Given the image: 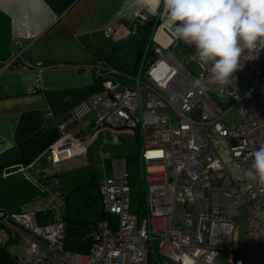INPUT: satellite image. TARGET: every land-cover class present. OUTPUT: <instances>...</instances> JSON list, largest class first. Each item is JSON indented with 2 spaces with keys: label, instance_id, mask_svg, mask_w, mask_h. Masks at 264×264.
<instances>
[{
  "label": "built area",
  "instance_id": "1",
  "mask_svg": "<svg viewBox=\"0 0 264 264\" xmlns=\"http://www.w3.org/2000/svg\"><path fill=\"white\" fill-rule=\"evenodd\" d=\"M150 19L145 10H133L122 17L127 29L118 31L113 22L102 33L127 37ZM171 41L181 43L191 57L195 54L194 46L172 33ZM21 52L15 50L4 65L39 68ZM91 69L102 89L75 104L58 122V136L43 151L50 161L44 176H28L24 166H18L39 195L0 216L2 232L17 233L26 244L17 263L152 264V243L160 252L155 264H264V185L243 175L253 151L264 144V50L245 53L231 83L212 85L207 92L192 87L195 78H207L206 69L192 73L169 48L133 75L102 59L94 60ZM118 74L135 84H124ZM38 86L33 81L30 89ZM230 109L236 111V123L223 120ZM91 110L94 117L84 118ZM75 123L85 129L84 137L98 131V188L102 206L112 216L94 223L85 252L64 246L60 173L85 161L88 153L83 136L68 129ZM124 127L136 128L141 138L140 177L147 185V214L141 219L130 207L125 156L105 149L122 143L117 130ZM241 206L246 208V238L243 255L235 257L230 251Z\"/></svg>",
  "mask_w": 264,
  "mask_h": 264
},
{
  "label": "crops",
  "instance_id": "2",
  "mask_svg": "<svg viewBox=\"0 0 264 264\" xmlns=\"http://www.w3.org/2000/svg\"><path fill=\"white\" fill-rule=\"evenodd\" d=\"M150 7L149 0H0V139L9 144L0 150L5 183L18 175L29 182L32 196L39 195L18 166L23 165L28 176H44L50 161L44 165L41 155L58 136L59 120L75 104L102 89L92 62L102 59L118 68L110 59L117 58L114 50L122 38L105 37L103 28L117 22L118 31L127 29L122 17L133 10H145L154 18ZM162 12L151 41L161 51L171 40ZM15 50H22L24 60L39 68L4 65ZM151 51L157 55L150 45ZM33 81L39 86L31 90ZM94 114L91 110L85 118L92 119ZM68 129L85 140L80 124H71ZM91 174L95 173L85 161L64 169L60 173L64 193ZM26 201L14 211L0 203V216L18 211ZM25 250L26 244L17 233L8 236L0 228V264H18L17 257Z\"/></svg>",
  "mask_w": 264,
  "mask_h": 264
},
{
  "label": "clouds",
  "instance_id": "3",
  "mask_svg": "<svg viewBox=\"0 0 264 264\" xmlns=\"http://www.w3.org/2000/svg\"><path fill=\"white\" fill-rule=\"evenodd\" d=\"M156 15L161 6L169 31L194 46L191 60L208 75L195 78L192 87L207 92L212 85L225 86L241 68V59L264 50V0H149ZM244 177L264 185V144L252 153ZM249 188L252 184L247 185Z\"/></svg>",
  "mask_w": 264,
  "mask_h": 264
},
{
  "label": "rangeland",
  "instance_id": "4",
  "mask_svg": "<svg viewBox=\"0 0 264 264\" xmlns=\"http://www.w3.org/2000/svg\"><path fill=\"white\" fill-rule=\"evenodd\" d=\"M124 38L126 39V37H123L122 39ZM127 47H129L127 42L123 44L121 47L116 46L114 53L117 57L116 58L117 60H115V63L117 65L125 66V68H120V69L127 74L133 75L135 73L131 71L132 69V65L130 63L131 57L130 54L128 53ZM151 48L152 49L155 48L157 55H159L161 51V47L157 48L155 46V43L152 42ZM164 48H169L177 57L182 59L185 65L187 66V68L192 73L197 74L200 71L199 65L191 60V55L186 51L185 47L181 43L179 42L172 43L171 40H168V42L164 44ZM151 59L153 58H151V56L147 54L143 64L144 68L147 66V64ZM143 70L141 73L142 77H144L145 75ZM116 77L124 84L127 85L135 84L134 79H131L124 75L118 74ZM157 110H161V109L157 108ZM223 120L226 123H230V122L236 123L237 122L236 111L234 109H230L227 112V114L224 116ZM117 131L119 132V136L120 139L122 140V143L117 146L107 145L105 146V149L111 151L113 154H119L125 156L127 171L129 173L130 207L131 210L134 211L141 219L144 215L147 214V210L145 203V188L140 177L139 149L141 145V138H140L139 130L133 127H124L118 129ZM84 142L88 146V157L85 159V165H87V168H90L91 171L95 173L97 177L100 178L102 172H101V164L99 161V156L97 153L99 147L98 131H95L93 134L86 136ZM41 161L44 165H46L45 164L46 161L49 162L47 152H42ZM47 165L45 167L49 166ZM107 169L109 170L108 164H107ZM79 172H83V171L79 170ZM2 175H3V170L0 167V203H5L6 209L14 211L23 201L37 197V196H32L33 194L30 193V187H29L30 185L29 182L26 181V179H23L22 177H19L17 175L12 178H8L7 182L5 183V179L2 178ZM23 176H25V174H23ZM27 180L29 179L27 178ZM177 206H180V204L177 203ZM234 226L235 227L232 235V250L230 252L235 257H241L243 255V250L245 246L246 226H247L245 206H241L239 214L234 217ZM226 258H227L226 255L223 256L221 258V261H225ZM149 261L152 264H155L156 262L151 252L149 253Z\"/></svg>",
  "mask_w": 264,
  "mask_h": 264
},
{
  "label": "trees",
  "instance_id": "5",
  "mask_svg": "<svg viewBox=\"0 0 264 264\" xmlns=\"http://www.w3.org/2000/svg\"><path fill=\"white\" fill-rule=\"evenodd\" d=\"M154 20L155 17L143 24H139L134 34L127 36L126 39L119 40L117 44L118 47H121L126 42L129 45L127 49L131 57L130 63L133 73H137L138 71L139 63L151 33ZM115 60H117L115 57L110 59L118 68H125L123 65H117ZM64 196V246L74 251L85 252L91 241L92 226L94 223L103 218L112 220V216L106 213L102 206L97 175L91 174L84 182L65 191Z\"/></svg>",
  "mask_w": 264,
  "mask_h": 264
},
{
  "label": "water",
  "instance_id": "6",
  "mask_svg": "<svg viewBox=\"0 0 264 264\" xmlns=\"http://www.w3.org/2000/svg\"><path fill=\"white\" fill-rule=\"evenodd\" d=\"M161 12H162V6H161L159 12H158V13L156 14V16H155V20H154V23H153V25H152L151 33H150V35H149L148 41H147V43H146V46H145V48H144V51H143V54H142V57H141V60H140V63H139V67H138V71H137V73L140 72V70H141V68H142V66H143V64H144V61H145V59H146L147 54H149V55L151 56V58L155 57V53H154V52H152V51L149 52V45H150V43H151V40H152V37H153L154 31H155V28H156L157 22H158V20H159V18H160V14H161ZM63 119H64V118H63ZM63 119H60L59 122L62 121ZM8 145H9V144H5L4 140L0 139V150H2L3 148L7 147ZM143 185H144V188H145V191H146V189H147V185H146V183L143 182ZM151 252H152V254H153V256H154L155 259H157L158 256L160 255V252L158 251V249L156 248V246L153 245L152 243H151Z\"/></svg>",
  "mask_w": 264,
  "mask_h": 264
}]
</instances>
